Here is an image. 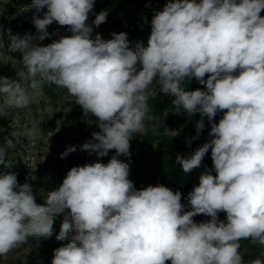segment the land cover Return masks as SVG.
I'll return each instance as SVG.
<instances>
[{
	"label": "clouds",
	"instance_id": "1",
	"mask_svg": "<svg viewBox=\"0 0 264 264\" xmlns=\"http://www.w3.org/2000/svg\"><path fill=\"white\" fill-rule=\"evenodd\" d=\"M94 2L31 0L36 13L47 11L33 15L36 35L11 36L9 50L22 53L23 68L16 79L0 76V117L28 107L45 84L55 85L96 118L99 130L80 149L98 158L115 154L107 163L71 167L43 204L30 183L0 175V257L30 237H51L63 214L56 239L68 242L54 250L52 264H245L241 241L264 249V0H168L153 13L147 45L134 48L124 32L92 38V25L108 15L100 11L90 25ZM53 22L72 34L47 46L34 43L57 34L47 31ZM189 77L206 90H185ZM155 85L174 97L177 113H199L210 124L207 142L176 157L189 173L211 150L216 174H201L187 197L190 210L179 191L164 185L137 190L130 164L119 159L130 161L133 135L159 121L149 108ZM195 128L193 139L205 128L203 119ZM25 135L33 136L15 132V142L0 145V164ZM76 150L69 146L61 158ZM201 214L210 219L196 222Z\"/></svg>",
	"mask_w": 264,
	"mask_h": 264
},
{
	"label": "trees",
	"instance_id": "2",
	"mask_svg": "<svg viewBox=\"0 0 264 264\" xmlns=\"http://www.w3.org/2000/svg\"><path fill=\"white\" fill-rule=\"evenodd\" d=\"M31 4V0H25ZM149 0H95L93 12L89 16L88 23L91 25L95 19V14L102 10H106L108 15L106 22L99 27L92 25V38L94 39L99 34L103 39L112 38V33L124 32L127 34L130 42V47H135L137 42L147 45V40L151 32V19L153 14L143 10L142 13H137L136 9H132L131 5L136 3L138 8H143ZM264 16V10L260 13ZM72 33L69 32L67 36ZM207 78V77H205ZM185 90L193 91L196 89L206 90L204 85H201L194 77L186 78L182 82ZM49 89L53 94H57V86L50 85ZM174 97L165 95L156 89V95L149 100L150 113L153 116H158V120L149 121L147 123L149 131L141 136L134 134L130 141L131 158L121 156L124 162L130 164L129 179L134 182L137 190L147 187L148 185L157 186L164 185L171 188L174 192L181 193V202L185 205V210H190L187 197L193 190L194 186H198L199 179L202 173L210 172L215 175L213 163L211 160V150L204 157L201 166L193 169L189 173H184L181 166L176 162V156L172 154L173 150H186L189 153L193 152L197 147L202 146L210 137V124L208 118L201 117L199 113L191 116L174 110L172 104ZM83 110L79 105H74L68 112L65 120L60 125V128L55 134L60 140V146L57 154L52 159L54 170H60L66 176L67 172L73 166H83L87 163L102 162L107 163L114 155V150H110L108 156L99 161L95 154L89 155L88 152L82 151L80 146L88 140L92 139V133L98 131L97 125L91 130H81L75 137L71 138V130L73 126H80L77 119L83 115ZM223 113L218 112L214 118V122H219ZM203 119L205 128L201 131L198 138L196 137L195 125ZM175 126L176 133L168 132V129ZM52 126H46L50 129ZM156 131L153 132L152 129ZM191 141L188 143L187 141ZM81 141V145L77 144ZM69 146H76L77 150L69 153L66 158H61V153L65 152ZM196 222L205 221L202 215L194 217ZM244 248L247 250L243 251ZM241 252L244 256L245 264L251 259L261 258L264 260V255H261L263 249L259 245H254L250 241H241ZM36 254H31L27 264H36Z\"/></svg>",
	"mask_w": 264,
	"mask_h": 264
},
{
	"label": "rangeland",
	"instance_id": "3",
	"mask_svg": "<svg viewBox=\"0 0 264 264\" xmlns=\"http://www.w3.org/2000/svg\"><path fill=\"white\" fill-rule=\"evenodd\" d=\"M166 2L168 0H149L143 8H138L136 3H133L131 8L136 9L137 13L146 10L153 14L154 11L161 10ZM45 11H47L46 7L36 13V10L31 8V4L25 0H0V76L17 78L16 73L23 68L22 53L9 50L11 36L23 37L26 33L36 35V29L31 22L33 15L42 18ZM47 31L57 34L34 43L47 46L54 40H58L60 36H67L69 33L67 26H60L56 22L49 25ZM49 86L45 84L39 95H33L28 107L12 109L7 117H0V145H5L9 138L15 142L17 138L12 136V133L33 134L31 139L27 135L19 137L20 143L14 149H8L5 164H0V175L15 173L18 185L30 183L38 204H43L47 193L58 188L66 177L63 172L54 170L52 166V159L60 146V140L55 137V134L75 105L74 98L69 96L66 90L57 87V94H53ZM24 87L30 93L32 92L28 88L27 80L24 82ZM155 89H158V85H155ZM180 111L185 112L183 109ZM95 121V117L83 114L77 119L80 126L71 127L73 130L70 137H75L81 130H91L96 125ZM46 126L52 127L47 129ZM176 131L175 126L168 129V132L172 134ZM77 144L81 145V141H77ZM172 154L176 157L178 154L187 156L188 152L173 150ZM103 158L97 157L99 161ZM218 216L221 220L226 219V214L223 212ZM202 217L205 221L210 219L204 215ZM62 221L63 214L55 218L51 237L28 238L27 243L13 249L7 258L0 257V264H27L28 258L33 253L37 255L36 264H52L54 250L68 242L56 239ZM245 250L247 249L244 248L243 251Z\"/></svg>",
	"mask_w": 264,
	"mask_h": 264
}]
</instances>
